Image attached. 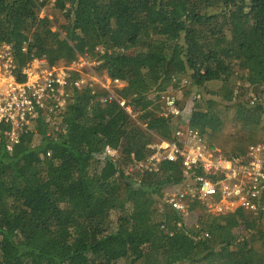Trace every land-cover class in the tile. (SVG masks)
Returning <instances> with one entry per match:
<instances>
[{"label": "trees", "instance_id": "trees-1", "mask_svg": "<svg viewBox=\"0 0 264 264\" xmlns=\"http://www.w3.org/2000/svg\"><path fill=\"white\" fill-rule=\"evenodd\" d=\"M48 2L0 0L16 76L35 58L91 55L130 113L89 80L53 126L37 118L10 150L0 139V264H264L261 213L193 200L188 226L163 201L183 185L179 160L136 167L184 127L226 158L264 139V0H53L58 29L40 16ZM162 95L180 115H164Z\"/></svg>", "mask_w": 264, "mask_h": 264}, {"label": "built area", "instance_id": "built-area-1", "mask_svg": "<svg viewBox=\"0 0 264 264\" xmlns=\"http://www.w3.org/2000/svg\"><path fill=\"white\" fill-rule=\"evenodd\" d=\"M77 62L57 65L44 57L35 58L22 68L19 79L10 45H0V139L5 140L7 149L33 129L37 118L43 117L50 126L56 124L71 91L80 90L89 80L107 90L99 99L101 103L116 102L119 108L130 113L126 101L113 91L122 86L119 79L105 75L100 82L83 72ZM74 72L81 75L74 76ZM251 96L253 103L256 96ZM162 99L167 108L164 115H180L173 96L162 95ZM176 135L181 136L178 140L181 144L177 140H162L146 160L136 164L137 168L154 173L159 170L161 161L179 160L183 185L166 191L163 201L183 219L190 214V203L196 200L209 214L223 215L243 208L254 214L261 213L264 223V139L249 145L244 156L226 158L208 149L197 130L184 127L178 129ZM115 153L106 149L111 158Z\"/></svg>", "mask_w": 264, "mask_h": 264}, {"label": "rangeland", "instance_id": "rangeland-1", "mask_svg": "<svg viewBox=\"0 0 264 264\" xmlns=\"http://www.w3.org/2000/svg\"><path fill=\"white\" fill-rule=\"evenodd\" d=\"M40 16H47L51 20L53 29H58L59 26H62V27L65 26V20H64L62 14L54 7L53 0H50V2H48L47 5L40 11ZM96 49H100V47L98 46ZM76 61H78L77 62L78 66H81V68H83V67L86 68L85 70H82V71L88 73L90 76L94 77L96 80L102 82V80H104L106 78L105 74H102L99 71H97L96 69H94V66H96L98 62L93 58V56L83 55V56L78 57L76 59ZM57 65H59V64H57ZM174 92H176L179 95L178 90H174ZM255 93H256V89L252 88L248 91V94L247 93L246 94L248 96H251L252 94H255ZM134 116H136V120H137V117L140 116V114L136 113ZM233 129L238 130V127L236 126ZM233 129H232L231 124L228 123V125L226 126V129H224V132L222 134L225 135L224 137H226V133H230ZM219 141H222V138H220ZM216 153H219V152L216 151ZM115 156H116V153H115ZM190 214L183 219L184 223L188 226H191V225L196 223L195 222L196 214L195 215L192 214L191 216H190Z\"/></svg>", "mask_w": 264, "mask_h": 264}]
</instances>
